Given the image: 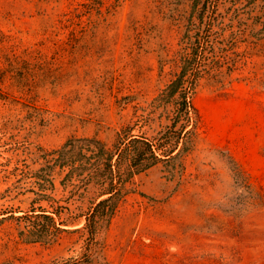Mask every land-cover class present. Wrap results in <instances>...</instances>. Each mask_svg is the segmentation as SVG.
Returning a JSON list of instances; mask_svg holds the SVG:
<instances>
[{
  "label": "rangeland",
  "instance_id": "374dc122",
  "mask_svg": "<svg viewBox=\"0 0 264 264\" xmlns=\"http://www.w3.org/2000/svg\"><path fill=\"white\" fill-rule=\"evenodd\" d=\"M193 4L0 0V264H264V0ZM189 53L187 151L134 176L91 240L52 153L157 142Z\"/></svg>",
  "mask_w": 264,
  "mask_h": 264
},
{
  "label": "trees",
  "instance_id": "16d2710c",
  "mask_svg": "<svg viewBox=\"0 0 264 264\" xmlns=\"http://www.w3.org/2000/svg\"><path fill=\"white\" fill-rule=\"evenodd\" d=\"M198 6H201L197 11L202 19L208 0H194L193 9ZM197 59L196 55L187 54L180 74L158 98L160 101L175 99L177 105L171 126L157 142L123 132L124 136H119L112 151L99 140L84 138L71 139L52 153L55 166L68 170L63 182L77 181V195L88 199L89 208L84 216L91 240L100 222L114 213L126 185L134 176L161 161L175 160L187 151L188 139L199 120L197 109L189 101L200 75ZM39 217L53 222L49 216Z\"/></svg>",
  "mask_w": 264,
  "mask_h": 264
}]
</instances>
